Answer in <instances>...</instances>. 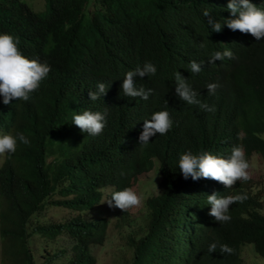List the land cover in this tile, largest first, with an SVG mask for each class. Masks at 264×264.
I'll return each instance as SVG.
<instances>
[{"label":"trees","instance_id":"trees-1","mask_svg":"<svg viewBox=\"0 0 264 264\" xmlns=\"http://www.w3.org/2000/svg\"><path fill=\"white\" fill-rule=\"evenodd\" d=\"M208 1L210 15L201 10L200 24L188 25L195 34L185 49H154L142 43L145 60L157 68L154 76L141 80L145 90H153L144 100L123 96L117 90L119 80L98 74L93 63L103 42L123 28L154 24L156 30H166L170 21L179 19L165 7L169 0H94L90 14L85 11L87 0H45L42 15L49 16L51 35L59 40L67 35L69 24L72 44L60 63L55 54L43 56L51 70L29 101L0 104V128L30 140L28 145L18 141L16 152L0 162V236L9 264L101 260L91 252L109 238V217L98 208L100 201L111 198L113 187L128 185L149 170L153 158L161 173L158 191L145 198V213L137 227L126 235L119 232L121 242L113 250L109 246L110 264H249L241 256L244 247L264 257L263 202L251 191V181H237L226 189L212 179H185L178 167L179 156L189 150L228 157L232 147L240 145L248 160L253 152L264 153V38L231 30L224 23L233 18L230 11L221 9L216 0ZM29 10L24 0H0V25L20 37L28 50L42 28L38 17L23 15ZM159 17L163 21L155 24ZM210 19L221 22L219 32L212 29ZM225 49L234 53L233 59L208 63L204 74L203 66L199 73L189 70L192 59L208 62L215 51ZM177 72L202 103L214 106V112L179 98ZM98 83H104L107 91L92 101L88 93L96 91ZM208 83L218 84L215 94L208 93ZM86 107L107 111L101 134L88 135L70 122L73 111ZM158 110L169 112L173 126L142 145L141 122ZM213 192L247 193L248 199L233 203L230 222L221 224L209 215L207 195ZM50 204L70 213L61 221L41 217L44 205ZM116 212L123 214L108 208V213ZM62 233L70 239L68 254L66 246H56ZM213 242L229 245L234 253L223 254L219 246L209 253Z\"/></svg>","mask_w":264,"mask_h":264},{"label":"clouds","instance_id":"clouds-1","mask_svg":"<svg viewBox=\"0 0 264 264\" xmlns=\"http://www.w3.org/2000/svg\"><path fill=\"white\" fill-rule=\"evenodd\" d=\"M28 1L33 7H39L41 11H35L26 2L30 10L23 15L38 17L42 25L41 30L36 33L35 44L30 50L25 47L20 37L11 35V32L6 31L3 29L4 26L0 25L1 105L10 104L15 100L29 101L31 98L30 94L39 88L41 82L48 76L51 70L49 62L43 56L55 54L60 63L69 54L71 49L72 32L70 25L66 24V27H69L67 35L56 40L50 33L49 16L42 15L44 13L43 8H45L44 0ZM216 1L220 4L221 9H227L233 17L224 21L228 28L233 31L239 30L242 33H250L256 40L264 38V5L261 3L262 0ZM89 2L94 7V0H87L85 5L87 14H90L93 9V7L91 10L86 9ZM208 3V0H169V3L165 7L170 8L177 14L179 19L170 21L167 29L163 31L156 30L154 24H149L143 28H123L115 32L103 42L98 56L93 63L94 70L108 79L119 80L117 90L123 96L131 98L140 97L147 100L153 90H145L141 85V80L145 76H154L157 68L152 62L145 60V50L142 43L150 45L154 49H185L187 44L193 40L195 34V31L190 29L188 25L197 27L200 24L202 21L201 10L204 11V16L210 15V12L206 10ZM161 21H163V18L159 17L156 19L155 24H159ZM208 23L214 31L219 32L221 30V22L210 19ZM20 24L21 19L17 25L19 26ZM200 47H205L203 42H201ZM225 58L233 59L234 53L230 49H225L222 52L215 51L208 58V62L192 59L189 70L192 73H199L202 70L201 66H203L204 74L209 69L208 63L214 64L217 60L222 61ZM206 87L209 94H215L218 84L208 83ZM106 91V85L98 83L96 91H89V99L96 101ZM175 92L181 100L189 105H199L203 110L208 112L215 111L214 106L202 103L197 98L198 93L187 83V79L180 72H177L175 75ZM106 116V110L86 107L73 111L70 116V122H73L82 132L95 136L103 132L107 123ZM172 126L173 121L167 110L152 112L150 118L145 116L141 122L140 144H147L149 138L157 133L159 135L167 134ZM18 141L25 145L30 144V140L23 133L13 135L0 128L1 161L6 155L16 152ZM250 166L245 150L240 145L233 146L231 154L228 157L217 156L206 150H201L194 154L189 150L183 152L178 160V167L185 179L188 177H191L193 180L201 177L212 179L222 183L226 189H231L237 181L247 182L250 180ZM153 168L159 171V161L156 158H153V164L149 170L137 174L136 178L128 185L113 187L115 190L111 192V198L101 200L108 202L107 208L114 207L123 212L122 215L116 212L114 218L118 219L117 217H120L118 220L126 223H129V220H133L134 216L131 212L141 203V196L133 189V184L139 175L147 173ZM159 174L161 177L160 171ZM247 199V193L222 195L213 192L207 195V204L211 205L209 215L221 224L230 222V206L237 202L243 203ZM108 214L106 217H109L111 213ZM218 246L220 252L223 254L234 253V249L229 245L219 244V242L211 243L208 247V252L212 253L216 251Z\"/></svg>","mask_w":264,"mask_h":264},{"label":"rangeland","instance_id":"rangeland-1","mask_svg":"<svg viewBox=\"0 0 264 264\" xmlns=\"http://www.w3.org/2000/svg\"><path fill=\"white\" fill-rule=\"evenodd\" d=\"M27 2L32 9L35 11H41L39 7H33L31 3L28 0H24ZM44 7H45V0H44ZM92 4L89 2L86 6L87 10L92 9ZM44 9V8H43ZM261 136L264 138V131L261 133ZM8 154V153H6ZM1 161V159H0ZM250 168L249 173L251 176V183L253 187L251 188V191L253 193L259 194V196L262 198L264 202V153H258L253 152L250 154ZM160 174L159 171L155 168L151 169L147 173H143L138 176L137 180L133 184V189L141 196V203L139 206L134 208V211L131 212L133 217V220L129 223L119 221L118 219L114 218V214L111 213L109 216L108 221V227H107V234H109V238L104 241L103 246L95 245L92 247L91 252L94 256H97L99 259L94 264H110L109 261L106 259V256L109 255L108 249L109 246H111V249L113 250V246L116 243L121 242V240L118 238L119 232H121L123 235H126L130 230L137 227V225L142 221L143 214L145 213V205H144V199L151 195L152 193H156L158 191L157 182L159 180ZM110 187H108L105 191L108 192ZM105 196V194H104ZM108 202L107 201H101L99 203V209H101L102 214L109 215L108 214ZM262 212H264V209H262ZM70 213V210L67 211L63 209L62 206H56L53 204L50 205H44L42 210L40 211V216L45 219H50L54 221H61L64 217ZM70 245V239L67 237L66 234L62 233L56 237V246L62 247L66 246L67 251L65 252L68 254V247ZM241 256L244 259L246 263L249 264H264V257L261 255L251 252V250L248 247H244L241 250ZM4 261L5 264H9V259L4 256V253L2 251V245H1V236H0V263ZM66 259H58L55 264H65Z\"/></svg>","mask_w":264,"mask_h":264}]
</instances>
